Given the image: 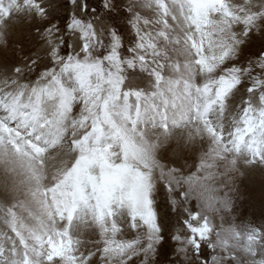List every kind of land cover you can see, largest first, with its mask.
Masks as SVG:
<instances>
[{
  "label": "snow or ice",
  "instance_id": "1",
  "mask_svg": "<svg viewBox=\"0 0 264 264\" xmlns=\"http://www.w3.org/2000/svg\"><path fill=\"white\" fill-rule=\"evenodd\" d=\"M14 12L49 23L46 63L0 86V264H264V225L232 213L242 168L264 170V0Z\"/></svg>",
  "mask_w": 264,
  "mask_h": 264
},
{
  "label": "rangeland",
  "instance_id": "2",
  "mask_svg": "<svg viewBox=\"0 0 264 264\" xmlns=\"http://www.w3.org/2000/svg\"><path fill=\"white\" fill-rule=\"evenodd\" d=\"M60 3L66 5L67 0H43V6L49 9L52 19L56 18L55 9ZM47 23L49 21L40 22L35 17H31L29 12H24L19 16L14 12L12 19L0 24V60L7 58L6 60H9V63H11V65H7L8 68L7 66L0 65V72H2L0 73V86H2L6 75L12 74V70L16 66L22 62H26L20 59L22 55L31 59L33 53H38L41 57L39 64L43 66L46 63L45 49L42 47L43 41L39 39L34 29L37 27L42 28ZM261 44L262 41L259 37L254 38L249 50L256 52L261 47ZM17 45L20 46L19 49ZM30 78L34 79L35 73L31 74ZM160 155L162 159H170L167 148L162 149ZM184 159L189 162L193 161L195 159V152L192 154L186 153ZM242 171L244 172L243 178H239L238 174L235 182L236 192L234 194V208L232 209L233 217L238 224L251 223L257 226L264 225V170L242 168ZM159 195L160 207L162 210H166L163 193L161 192ZM0 198L8 199V195L4 192L3 188H0ZM166 246L169 249L171 248V244Z\"/></svg>",
  "mask_w": 264,
  "mask_h": 264
},
{
  "label": "bare ground",
  "instance_id": "3",
  "mask_svg": "<svg viewBox=\"0 0 264 264\" xmlns=\"http://www.w3.org/2000/svg\"><path fill=\"white\" fill-rule=\"evenodd\" d=\"M14 24V23H13ZM13 24H11V25H13ZM11 28V27H10ZM15 39V38H14ZM7 58H5V59H2V60H0V65L1 66H7V65H11V63H9L10 61L9 60H6ZM14 62V61H13ZM2 63V64H1ZM16 64V63H15ZM7 68H8V66H7Z\"/></svg>",
  "mask_w": 264,
  "mask_h": 264
},
{
  "label": "clouds",
  "instance_id": "4",
  "mask_svg": "<svg viewBox=\"0 0 264 264\" xmlns=\"http://www.w3.org/2000/svg\"><path fill=\"white\" fill-rule=\"evenodd\" d=\"M19 45H17V48L19 49ZM41 58V57H40ZM20 59L22 60V61H24V60H26L27 59V57L26 56H24V55H22L21 57H20ZM0 73H2V72H0ZM243 173H241V174H239V178H243Z\"/></svg>",
  "mask_w": 264,
  "mask_h": 264
}]
</instances>
